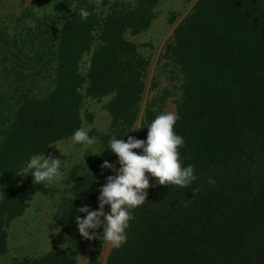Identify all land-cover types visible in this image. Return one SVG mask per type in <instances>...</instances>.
Here are the masks:
<instances>
[{"label":"trees","instance_id":"obj_1","mask_svg":"<svg viewBox=\"0 0 264 264\" xmlns=\"http://www.w3.org/2000/svg\"><path fill=\"white\" fill-rule=\"evenodd\" d=\"M158 1L110 5L85 77L79 64L99 26L98 0H75L59 23L54 18L60 10L63 17L71 1L57 0L53 16L35 19L1 53L0 257L6 224L22 215L33 194L46 192L31 175H17L32 155L80 128L83 84L90 98L110 96L102 161L118 159L108 142H127L148 67L125 34L144 31ZM165 51L180 79L174 132L185 143L178 151L197 179L186 188L150 184L147 201L131 213L126 241L111 249L106 264H264V0H197ZM156 116L145 112L146 129ZM92 173L70 174L68 195L54 216L70 251L11 264H76L75 217L83 218L78 209L94 199ZM100 244L95 239L89 264H95Z\"/></svg>","mask_w":264,"mask_h":264},{"label":"rangeland","instance_id":"obj_2","mask_svg":"<svg viewBox=\"0 0 264 264\" xmlns=\"http://www.w3.org/2000/svg\"><path fill=\"white\" fill-rule=\"evenodd\" d=\"M56 1L0 0V55L12 47L15 40L25 34L26 29L34 24L35 19L53 16ZM69 1H71V6L66 7V14L62 17L63 10H60L54 18L57 23L70 14L72 10L70 7L72 8L75 0ZM120 1L126 0H101L98 2L99 26L93 33V44L90 51L85 53L80 61L79 72L82 77L86 76L91 51L97 42L100 25H102L110 5ZM196 1L159 0L152 10L153 17L150 25L139 34L131 35L128 32L125 34V38L132 42L137 47L138 53L148 61L137 120L129 135L135 139L146 140L147 138V129L144 126V114L147 110L156 115L165 112L176 115L181 95L180 79L165 50L173 40L175 28L190 13ZM14 23L17 26L15 29ZM85 88L86 84H83L80 89L82 95L80 128H90L89 136L96 138L97 146L93 152L95 155L85 154L80 145L73 146L72 136L48 147L43 153L44 156L46 158L51 156L62 161L61 169L67 172L66 178L58 184L44 185L46 192L33 194L27 201L22 215L6 224V252L0 257V264H11L15 259L35 258L49 251L68 253L70 244L54 222V216L59 209L60 201L68 195L70 174L74 171L78 173L87 170L93 172L96 188L94 199L88 205L91 210H98L99 190L106 184L107 177L116 175L115 171L101 167L103 153L100 154L102 152L101 139L108 132L110 125L109 115L104 108L110 96L90 98L85 94ZM10 96L8 95V97ZM133 151L140 152V150ZM117 160L113 165L118 170L120 165ZM146 175L149 176V185L156 182L155 178L147 173ZM104 211L107 213L109 206L106 205ZM102 232V228L95 230L96 236H101ZM95 239L86 240L80 236V248L73 251L76 264H89V254ZM111 249L113 247L101 240L95 264H106Z\"/></svg>","mask_w":264,"mask_h":264},{"label":"clouds","instance_id":"obj_3","mask_svg":"<svg viewBox=\"0 0 264 264\" xmlns=\"http://www.w3.org/2000/svg\"><path fill=\"white\" fill-rule=\"evenodd\" d=\"M80 15L87 18L89 12L82 10ZM177 120L178 117L171 112L161 113L147 126L146 140H138L132 136H128L127 142L115 137L109 139L108 149L118 158L120 167L117 170L115 165L107 161L102 163V168L115 171L116 175L107 177L106 184L100 188L98 210H91L87 205L78 209L79 213L84 214L83 218L79 215L75 217L80 236L86 240L101 239L111 247L119 248L126 241L129 222L133 219L132 211L147 201L149 176L146 173L155 178L156 184L160 186L186 188L197 179L192 165L182 166L178 149L185 142L183 137L174 132ZM89 130L88 127L76 129L71 141L73 146L80 145L85 154L95 155L93 152L97 140L89 136ZM61 165L62 161L51 156L46 158L44 154L32 155L17 176L26 178L31 175L33 184H58L67 175L66 171H62ZM208 183L215 186V180L211 178ZM198 191L199 188L194 189V192ZM106 205L109 206L107 213L104 211ZM98 228L103 229L101 236L95 234Z\"/></svg>","mask_w":264,"mask_h":264}]
</instances>
